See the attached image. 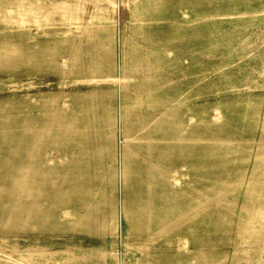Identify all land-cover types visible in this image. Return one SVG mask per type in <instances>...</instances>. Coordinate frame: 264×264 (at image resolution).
I'll return each mask as SVG.
<instances>
[{
	"label": "rangeland",
	"instance_id": "obj_1",
	"mask_svg": "<svg viewBox=\"0 0 264 264\" xmlns=\"http://www.w3.org/2000/svg\"><path fill=\"white\" fill-rule=\"evenodd\" d=\"M0 264H264V0H0Z\"/></svg>",
	"mask_w": 264,
	"mask_h": 264
},
{
	"label": "bare ground",
	"instance_id": "obj_2",
	"mask_svg": "<svg viewBox=\"0 0 264 264\" xmlns=\"http://www.w3.org/2000/svg\"><path fill=\"white\" fill-rule=\"evenodd\" d=\"M23 22V21H22ZM96 82V81H95Z\"/></svg>",
	"mask_w": 264,
	"mask_h": 264
}]
</instances>
